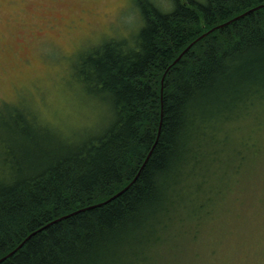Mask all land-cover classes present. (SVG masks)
I'll return each instance as SVG.
<instances>
[{"label":"trees","instance_id":"obj_1","mask_svg":"<svg viewBox=\"0 0 264 264\" xmlns=\"http://www.w3.org/2000/svg\"><path fill=\"white\" fill-rule=\"evenodd\" d=\"M177 5L149 20L139 53L83 58L86 78L115 94L99 134L69 144L23 111L1 121L15 180L0 182V258L12 252L0 264H151L150 251L210 216L248 172L258 135L243 124L264 129V0Z\"/></svg>","mask_w":264,"mask_h":264},{"label":"rangeland","instance_id":"obj_2","mask_svg":"<svg viewBox=\"0 0 264 264\" xmlns=\"http://www.w3.org/2000/svg\"><path fill=\"white\" fill-rule=\"evenodd\" d=\"M93 11L88 0H0V93L12 95L37 68L56 66ZM14 111L22 110L0 101V124ZM257 121L242 127L258 135L248 172L229 182L210 216H190L183 235L150 251L151 264H264V129Z\"/></svg>","mask_w":264,"mask_h":264},{"label":"clouds","instance_id":"obj_3","mask_svg":"<svg viewBox=\"0 0 264 264\" xmlns=\"http://www.w3.org/2000/svg\"><path fill=\"white\" fill-rule=\"evenodd\" d=\"M186 2V0H181ZM94 10L78 27L64 58L56 66H41L0 101L20 108L36 127L45 128L69 144L106 129L116 118L115 94L81 72L82 60L114 48L121 57L139 53L142 33L155 13L170 16L177 0H88ZM145 6L154 10L145 15ZM62 47L64 45L62 44ZM89 71H94L89 68ZM15 169L0 146V182L12 183Z\"/></svg>","mask_w":264,"mask_h":264},{"label":"bare ground","instance_id":"obj_4","mask_svg":"<svg viewBox=\"0 0 264 264\" xmlns=\"http://www.w3.org/2000/svg\"><path fill=\"white\" fill-rule=\"evenodd\" d=\"M252 8L255 9V7H252ZM252 8H249V9H247V10H250V9H252ZM254 9H253V10H254ZM247 10H245V11H244L242 14H240V15H237V16L232 17V18H231V21L234 20V19H236V18H238V17L241 16V15H245V14H247L248 12L245 13ZM253 10H252V11H253ZM244 13H245V14H244ZM228 21H229V20H228ZM226 22H227V21H225V22H223V23H220L219 25L224 24V23H226ZM227 24H228V23H227ZM219 25H217V26H219ZM224 25H225V24H224ZM224 25H223V26H224ZM215 27H216V26H215ZM220 27H221V26H220ZM211 29H212V28H211ZM203 34H204V33H203ZM203 34H201V36H203ZM201 36H200V37H201ZM191 44H192V43H191ZM191 44H189L188 46H191ZM188 46H187V47H188ZM187 47H185L183 50H181V51L179 52L178 56L174 59L173 62H176V61H177V60L183 55V53L186 51ZM188 49H189V48H188ZM161 82H163V78L161 79ZM127 186H128V185H127ZM125 187H126V186H125ZM125 187H124V188H125ZM121 190H122V189H121ZM119 191H120V190H119ZM119 191H118V192H119ZM115 194H116V193H115ZM1 258H2V257H1Z\"/></svg>","mask_w":264,"mask_h":264},{"label":"water","instance_id":"obj_5","mask_svg":"<svg viewBox=\"0 0 264 264\" xmlns=\"http://www.w3.org/2000/svg\"><path fill=\"white\" fill-rule=\"evenodd\" d=\"M257 7H259V6H256L255 8H257ZM253 9H254V8H252V9H250V10H247L245 13H247V12H249V11H252ZM245 13H244V14H245ZM230 21H231V20L227 21V22L224 23V24H227V23H229ZM224 24H221V25H219V26H223ZM219 26H216V27H219ZM216 27H214V28H216ZM214 28L210 29L208 32L212 31ZM206 33H207V32H206ZM203 35H205V33H204ZM189 47H190V46H188L187 49H188ZM161 89H162V88H161ZM126 188H127V186H126L125 188H123L122 190H120L119 192H117L116 194H114L113 196L109 197V198L107 199V201L110 200L112 197H115V196H117L118 194H120V193H121L122 191H124ZM20 245H21V244H20ZM10 253H12V252H10ZM10 253H9V254H10ZM9 254L3 256L2 258H0V261H1L2 259L6 258Z\"/></svg>","mask_w":264,"mask_h":264}]
</instances>
